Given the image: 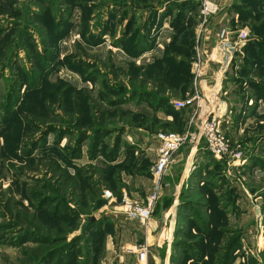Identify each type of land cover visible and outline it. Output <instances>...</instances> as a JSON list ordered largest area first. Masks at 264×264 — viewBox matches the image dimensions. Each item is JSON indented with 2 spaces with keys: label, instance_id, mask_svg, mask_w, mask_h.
Segmentation results:
<instances>
[{
  "label": "rangeland",
  "instance_id": "obj_1",
  "mask_svg": "<svg viewBox=\"0 0 264 264\" xmlns=\"http://www.w3.org/2000/svg\"><path fill=\"white\" fill-rule=\"evenodd\" d=\"M53 1L49 7L43 0H15L23 16L3 7L0 13V28L8 33L0 38V264H82L85 257L90 264H121L122 256L124 264H133L121 244L110 241L107 247L114 233L110 224L105 236L88 232V224L105 220L111 209L103 187L122 199L146 200L155 183L156 134L187 130L195 106L178 103L193 96L194 78H165L163 64L170 75L189 74L181 61L192 59V67L199 8H185L179 28L174 9L187 0L166 6L159 5L165 0H49L52 6ZM81 1L89 8L87 39ZM40 5L54 17L49 46L42 44L50 36ZM223 13L215 34L225 26L248 28L264 52V41L253 39V26L264 33L263 6L235 0L225 18ZM66 18L71 24L64 32ZM128 18L131 37L117 45ZM150 27L156 28L150 38H160L163 47L155 52L156 40L137 54L128 42L137 31L146 36ZM243 53L233 57L224 85L232 104L227 136L245 160H206V183L184 187L169 218L176 217L170 252L164 247L151 264H224L227 253L226 264H264V67L240 73ZM169 182L164 180L159 198L171 193ZM155 207L161 213L159 203Z\"/></svg>",
  "mask_w": 264,
  "mask_h": 264
},
{
  "label": "crops",
  "instance_id": "obj_2",
  "mask_svg": "<svg viewBox=\"0 0 264 264\" xmlns=\"http://www.w3.org/2000/svg\"><path fill=\"white\" fill-rule=\"evenodd\" d=\"M170 1L171 0H165L163 3L160 2L159 5L161 4L163 6H166V4H168V2ZM220 1L224 6L222 11L224 10L223 17L225 18L227 11L230 10L235 0ZM153 10H155V8H151L149 14L153 12ZM177 10L178 7L174 9L175 12H178ZM217 17L212 21V23L207 27L202 35L201 44L206 51V73L205 77L200 81V89L204 94L205 101L208 105H217L223 124L225 125V127L228 124L229 128V125H231V115L229 113L231 111L230 109L232 108V104L230 102L228 103L227 101H230L231 98L230 96H227L229 95V88H225L224 85V81H226L225 79L228 73L226 71L236 54L244 52L243 54L246 55V47L248 43L251 42V33L248 28H242L237 25L234 27H228L232 31L233 42L231 41L225 45L223 44L224 47L221 48L217 46L215 36ZM167 18L173 19L171 15ZM151 28L152 27H150V30H152L151 34L155 33L156 28ZM148 40H150L152 46H154V42L156 40H160V38H149ZM154 144L156 160V148L158 146L157 139H155ZM210 157L214 156L211 155V153H209L204 146H200L196 150H193L190 146H184L175 154L173 165L164 179L170 180L168 184L169 187L172 186L171 193H168L169 191L165 192L162 198L158 199L156 205H158L159 203L161 213L155 214L153 211L150 225L147 230L141 229L137 222L129 221L124 216L119 215V213L115 212L113 209H109L108 215H110L111 219L114 222V233L110 234V236L108 237L109 239L107 241V247H110V241L113 246L114 244H121L122 251L125 253L124 255L130 256V258L133 259L134 256L131 253L125 252L126 247L143 242L147 238V241L151 245L149 264H151V257H154L156 259L161 258L160 253L164 247L167 249L166 253L168 254V252H170L169 247L172 242L173 231L175 228L174 220L176 219V217L172 221H170L169 218L172 215L174 217L176 209H178L184 187L187 188L190 186H194V184H196L195 182H199L200 186L206 183L205 178L208 177V173L211 172L209 171L210 166H206V160ZM150 193L145 195V199H147ZM115 197L117 200L116 202H120L118 195H115ZM136 199L139 200L138 198ZM167 203H170V205L168 207H165ZM222 230L224 229L222 228ZM109 251L110 249L107 250V255L110 254ZM112 252L116 253L117 251ZM166 257H168V255ZM110 258L108 257L106 259L110 262ZM120 261L121 264H124L125 260L123 256L121 257Z\"/></svg>",
  "mask_w": 264,
  "mask_h": 264
},
{
  "label": "built area",
  "instance_id": "obj_3",
  "mask_svg": "<svg viewBox=\"0 0 264 264\" xmlns=\"http://www.w3.org/2000/svg\"><path fill=\"white\" fill-rule=\"evenodd\" d=\"M187 1L199 5L200 19L198 37L194 46L195 57L191 67L195 92L190 99L178 103L180 106L185 107L194 104L195 111L191 122L185 132L161 131L156 134L158 146L156 148V163L153 168L155 183L146 200L142 201L125 196L120 202H116V197L110 189H104L103 192V196L108 200L111 209L127 220L137 222L143 230L149 228L164 179L173 165L175 154L182 147L190 146L193 150H196L198 147L204 146L216 158L230 155L240 163L245 160V153L236 151L230 143L217 105H208L200 89V81L206 73V51L201 44L202 35L221 13L224 6L220 0ZM215 36L217 46L221 48L233 39L231 29L226 26L217 31ZM162 47V42L159 40L158 48L154 51L159 52ZM150 247L151 245L146 238L143 242L127 246L125 252L134 256L133 264H149Z\"/></svg>",
  "mask_w": 264,
  "mask_h": 264
},
{
  "label": "trees",
  "instance_id": "obj_4",
  "mask_svg": "<svg viewBox=\"0 0 264 264\" xmlns=\"http://www.w3.org/2000/svg\"><path fill=\"white\" fill-rule=\"evenodd\" d=\"M43 1L45 3L47 2L49 7H54V5H55L54 1H53V6H52V2L50 3L49 0H43ZM244 2L246 4H249L251 6V8H259L260 9L261 6L264 7V0H244ZM123 3H124V5L126 4L125 2H123ZM77 4H79V6H81V7H83L84 23H83V26H82V34L85 37L86 36V29H87L86 19H87L88 15H89V8L86 7L85 5H83L82 4V1H81V3H77ZM176 5H177L176 7H178V12L175 15L173 24L176 25V26H178L179 28H181L182 27L181 24H183V22L185 21L183 19L184 18L186 19V14H184L185 8H187V10L190 7L191 8H194L195 7L196 9H198L199 8V5L198 4L189 3V1L188 2L187 1H183L182 3L176 4ZM74 6H76V4L75 5H72V7H74ZM2 7L4 8V10H8V11L9 10H15L16 9L17 10V13H14V15H16V16H23V13H18L19 9H18V6L15 4V0H0V13H1ZM125 7H127V6L125 5ZM41 8H42V6L40 5L38 7V10H39L40 14L42 15V16H40V18H41V20L43 22H45L47 24V26H48V29L47 30H49V31H46V32H47L48 36H50L47 39H42V44L44 46H49L48 43L50 42V44H51L53 30L55 29V27H54L55 26L54 25V17L52 18L51 14H48V13L44 12V10H40ZM235 9L238 10L239 13H243L244 14V12L241 11V7H239L238 5L235 7ZM69 10H70L69 15H71L72 9H69ZM197 12H199V11H197ZM44 14H46V15H44ZM37 19H39V17ZM105 22L99 21V25L103 27L106 24ZM64 23L66 25L64 32H66L68 26L71 24L69 18H66V20L64 21ZM154 24L155 23L152 21L151 25H154ZM30 28L31 27H29V29ZM253 28H255L254 30L256 31V34H255L256 37H254V35H253V39L254 40H258L259 39V41H264V33H263V31L261 29H259L258 27H254L253 26ZM9 29H11V28H9ZM131 29H132V19L131 18H128V21H127V23L125 25V28H124L121 36L115 41V43L117 45H123V43H125L131 37V31H132ZM12 30H10V32ZM149 30H150V28L148 29V34L146 33V36H144V34L140 33V31L135 32L133 38H131L130 41L128 42L129 44L127 43L128 45H130L132 47V49L134 50V52H136L137 54L139 53V51H140L141 48L143 49L144 46H146V48H150V46H152L151 41L148 40L150 38V32H149ZM7 34H8L7 31L3 30V28H0V38H2L3 36H7ZM260 36H262V37H260ZM49 38H51V39H49ZM251 39H252V36H251ZM47 40H49V42ZM140 40H141V42H140ZM97 41H98V38L94 35L93 42H97ZM188 44L190 45V43H188ZM262 44H263V42H261V43L256 42V44H253L252 41L248 43V45L246 47L247 57L244 59V63L245 64L242 65V69H240V71H241L240 73H243V74H246L247 75L251 71L258 70V69H263V67H264V57H263L264 56V52L262 50V48H263L261 46ZM192 46H193V44H191L190 46H188V50ZM177 48H180V45H178ZM49 50H50L49 47H44V51L45 52L46 51L49 52ZM194 52H195V50H194ZM45 56H47V55H45ZM174 58L175 57H170L169 60L172 61V60H174ZM191 60L192 59L186 57L184 60L181 61L182 64L187 65V67H188V73H189L188 75L181 76L180 74L177 75L176 73L170 75L169 72H168V68H167L166 64H163L164 65L163 66L164 67L163 68V70H164L163 76L165 78L174 77L176 79H178V77H179V79H181V80L184 79V77H187L188 80H191L192 81L193 80V73L191 72ZM146 74L148 75V71L146 72ZM160 77H161V75H160ZM128 93H131L132 95L141 94L140 92L138 93V91H136V90H132L130 92L128 91ZM164 100H166V99H164ZM226 134H227V129H226ZM115 160L116 159H112L111 161L114 162ZM166 184L167 183H165V185ZM103 188L109 189L108 187H103ZM103 191H104V189H103ZM103 191H102V194H103ZM111 191H113V190H111ZM119 198L122 199V197H119ZM168 204L169 203H167L165 205V207H168ZM94 222H97V220H93V219L90 220V222L88 224L90 230L88 232L94 231L96 233H103L104 236H105L108 233V231L106 229H104L107 224H110L111 228H114V222L111 219L110 215H108L107 218H105V220H102V221L100 220L99 222H97L98 225H96V226H95V223ZM107 226H109V225H107ZM238 243L239 242L237 241V239L231 241L230 247H229V250L228 251L233 250L238 245ZM70 247H71V245H69V248H65V249L63 248V252L65 250H71ZM88 249L90 250V248H88ZM57 252L58 251H53V252H51L49 254L50 255H52V254L55 255V254H57ZM231 253H233V251H231ZM59 255H61V254H59ZM230 257H231V254H229V253L224 254V258H223V261L222 262L224 264H226L227 263V259L228 258L230 259ZM78 258L81 259V256L78 257ZM88 260H89L88 257H85V260L82 261V264H90V261H88Z\"/></svg>",
  "mask_w": 264,
  "mask_h": 264
}]
</instances>
